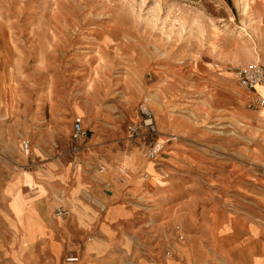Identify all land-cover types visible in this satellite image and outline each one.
<instances>
[{
	"label": "rangeland",
	"instance_id": "1",
	"mask_svg": "<svg viewBox=\"0 0 264 264\" xmlns=\"http://www.w3.org/2000/svg\"><path fill=\"white\" fill-rule=\"evenodd\" d=\"M253 63L264 65V0H0V255L15 240L8 223L24 244L42 235L21 194L45 186L37 205L65 217L56 211L68 213L79 177L84 205L112 204L144 181L135 205L157 216L167 260L203 261L195 243L176 242L180 226L183 242L202 230L213 264H228L221 252L236 231L264 226V108L247 106L234 76ZM172 135L158 164L146 162L145 148ZM135 156L142 172L130 174Z\"/></svg>",
	"mask_w": 264,
	"mask_h": 264
},
{
	"label": "crops",
	"instance_id": "2",
	"mask_svg": "<svg viewBox=\"0 0 264 264\" xmlns=\"http://www.w3.org/2000/svg\"><path fill=\"white\" fill-rule=\"evenodd\" d=\"M261 93L264 95V91ZM135 163L133 172L128 170L130 174L137 172L142 164L141 162L137 164L136 156ZM140 171L142 172L141 169ZM62 180H65L64 176L60 181ZM79 180V177L74 180L78 187ZM124 182V178L118 180L121 186H124ZM143 182L130 187L124 186L129 187L126 193L108 205L104 202H99L100 205L99 203L79 204L77 198H74L79 191L77 187L67 198L70 207L68 213L65 217L54 218L48 217L36 202L47 192L45 186H40L36 197L29 200L20 193L25 202L33 206L42 222V235H37L36 240L24 244L21 235L8 223L15 240L8 242L7 246L3 245L7 251L0 255V264H63L62 257L66 254L78 257L75 264H109L112 254L119 256L122 261L131 260L135 264H186L184 257H180L177 253H174L170 260L162 255L159 229L155 226L158 223L157 216L152 218L139 209L141 207L135 205L136 197L142 193L145 183ZM31 183L32 181H29L23 186L30 187ZM58 183L59 181L54 180V184L59 185ZM54 184L53 186L56 187ZM111 187L116 189L115 184ZM104 192L108 198H111L110 194L116 195L113 190ZM102 205H105L104 210L100 208ZM8 213L15 221L10 210ZM227 229L228 226L224 223L218 228L217 235L221 239L220 242L222 240L227 242V238L224 237ZM197 233L198 236H191L190 239L179 244L188 243L190 247L195 243L203 261L192 264H213L211 246L205 239L207 234L202 230H198ZM92 235L95 237L91 239ZM141 245L144 246V253L139 250ZM221 254L223 260L229 257L228 264H264V226L252 223L247 226L245 233L236 231V235L230 238L228 247L224 248Z\"/></svg>",
	"mask_w": 264,
	"mask_h": 264
},
{
	"label": "built area",
	"instance_id": "3",
	"mask_svg": "<svg viewBox=\"0 0 264 264\" xmlns=\"http://www.w3.org/2000/svg\"><path fill=\"white\" fill-rule=\"evenodd\" d=\"M235 80L240 89L245 93L247 99V106L254 110H262L264 108V98L256 91V86L264 84V65L253 63L245 66L236 68ZM144 114V119L142 120V125L146 128L150 135H156V128L153 120V116L149 112L142 111ZM1 128V122H0ZM84 135V130L82 128V123L79 120H75L72 124V134L71 137L73 140L78 141ZM175 140L174 136H170L166 140H154L148 147L145 148L143 156L144 158L154 164H158L159 157L165 151V144L168 141ZM22 151L24 154L29 155L31 151V143L28 140L22 142ZM157 167H159L157 165ZM103 168L99 170V173H102ZM121 177H126V171H121ZM105 209V205L101 206V210ZM58 216H65L67 211L63 208H59L56 211ZM175 239L177 243H182L184 241V232L180 226H175ZM172 248V246H171ZM171 248L167 249L165 256L171 254ZM78 261L77 256H70L65 258V264H75Z\"/></svg>",
	"mask_w": 264,
	"mask_h": 264
},
{
	"label": "bare ground",
	"instance_id": "4",
	"mask_svg": "<svg viewBox=\"0 0 264 264\" xmlns=\"http://www.w3.org/2000/svg\"><path fill=\"white\" fill-rule=\"evenodd\" d=\"M256 90L264 98V95L261 93V91H264V84L256 86ZM0 130H1V128H0ZM127 170H128L127 167L123 166V167L119 168L118 171L120 173H121V171H126V177H124V178L128 177L127 179H130V176L128 175Z\"/></svg>",
	"mask_w": 264,
	"mask_h": 264
}]
</instances>
